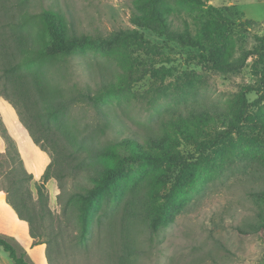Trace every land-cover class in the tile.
Instances as JSON below:
<instances>
[{
	"label": "rangeland",
	"instance_id": "obj_1",
	"mask_svg": "<svg viewBox=\"0 0 264 264\" xmlns=\"http://www.w3.org/2000/svg\"><path fill=\"white\" fill-rule=\"evenodd\" d=\"M3 1L10 4L15 15L26 8L35 13L53 9L76 34L107 37L120 30L137 29L159 46L158 64L151 75L133 87L128 98L114 99L99 108L78 101L63 116L66 129L73 131L83 145L80 154L131 137L145 141L181 117L191 116L193 110L222 108L229 112L246 86L264 90L261 73L264 63H259L255 54L256 50L264 52V0H204L222 14L215 16L205 7L164 0L165 14L178 33L185 34L189 29L196 36L205 29L209 36L215 30L213 25L224 30L226 43L234 46V65L227 72L200 65L198 49L134 26L132 11L141 4L140 0ZM87 58L96 68L106 64L109 70H119L114 60L101 54L78 55L70 61L73 76L69 77L68 86L77 82L80 88L88 84L97 88L100 80L89 79L85 74L82 64ZM262 94L248 96L251 117H264ZM0 98V136L4 141V149L0 150V192L9 188L11 173H21L20 166L6 156L8 143L2 136L6 129L17 145L25 169L33 175L32 180L22 181V186L37 200V186L52 162L51 154L34 143L18 110L4 97ZM245 132L252 136L251 140L233 138L239 149H252L250 153L246 151L249 155L244 161L236 160L225 171H204L203 181L188 188L190 200L175 222L157 232L151 229L146 217L147 197L153 182V172L149 169L140 168L124 181L119 200L99 203L90 216V230L85 238L81 237L76 200L77 194L85 192L92 183L79 169H73L75 175L67 176L62 182L50 179L45 192L51 215L39 221L36 231L41 237L35 241L51 242L52 261L46 255L47 261L42 256V263L264 264V241L253 231L254 220L264 213V199L257 192L264 188V148L254 143L259 130L247 128ZM212 158L219 160L220 156L214 152ZM6 214L11 221L9 231L21 241H27L25 223L20 218L16 221L9 212ZM43 245L47 250V245ZM0 264H13L1 248Z\"/></svg>",
	"mask_w": 264,
	"mask_h": 264
},
{
	"label": "trees",
	"instance_id": "obj_2",
	"mask_svg": "<svg viewBox=\"0 0 264 264\" xmlns=\"http://www.w3.org/2000/svg\"><path fill=\"white\" fill-rule=\"evenodd\" d=\"M181 1L205 7L212 16L222 15L204 0ZM140 3L132 11L134 26L173 37L182 45L198 49L203 67L224 72L233 68L234 46L226 43L228 38L222 28L213 25L215 30L209 36L205 29L196 36L189 29L185 34L178 33L165 14L164 0H140ZM90 52L114 60L119 70H109L106 64L96 68L87 58L82 65L89 79L100 80L97 88L93 89L90 84L80 88L77 82L68 86L69 77L73 76L71 59ZM255 54L258 62L264 63V52L256 50ZM160 55L159 46L137 29L120 30L107 37L80 35L73 33L65 18L53 9L35 13L26 8L15 15L10 4L0 0V96L18 110L34 143L52 157L37 186L38 199L34 200L32 193L22 186V181L32 180L33 175L28 174L17 145L4 129L2 136L8 143L6 156L21 168V173L14 172L8 177L9 188L5 193L18 217L29 224L33 246L47 245L49 261H52L51 242L35 239L41 237L36 231L39 221L51 215L45 192L50 179L62 182L67 176L75 175L73 169H79L92 183L85 192L77 194L76 200L81 237L85 238L90 230V216L99 203L119 200L124 181L140 168L149 169L153 172V182L147 197L146 217L151 229L157 232L175 222L190 200L188 188L203 181L204 171L231 169L236 160L242 162L249 155L252 149H239L233 140L235 136L251 140L245 129H257L259 134L254 143L264 148V117L248 114V96L264 95V90L246 86L229 112L222 108L193 110L191 116L181 117L145 141L131 137L96 150L88 149L86 155L80 154L84 151L83 145L73 131L66 129L62 119L71 106L85 101L99 108L114 99L128 98L133 87L151 75ZM261 73L264 75V70ZM214 152L220 156L219 160L212 158ZM257 192L264 199V188ZM254 221L253 231L264 241V213ZM0 248L8 253L13 264H34L18 243L3 236H0Z\"/></svg>",
	"mask_w": 264,
	"mask_h": 264
},
{
	"label": "crops",
	"instance_id": "obj_3",
	"mask_svg": "<svg viewBox=\"0 0 264 264\" xmlns=\"http://www.w3.org/2000/svg\"><path fill=\"white\" fill-rule=\"evenodd\" d=\"M1 149H4V141L0 136V150ZM43 172L39 176H41ZM6 212H9L16 221L20 220L16 211L7 202V194L5 192H0V236L7 238L8 240L14 243L16 242L21 247H23L24 250L27 252L28 257L34 264H43L41 261L42 256L44 257L45 261H47L46 246L43 244L33 246L34 240L32 239L29 233V224L26 221L21 220L25 223V229L28 233L27 241H21L9 231L11 227V221L8 219Z\"/></svg>",
	"mask_w": 264,
	"mask_h": 264
}]
</instances>
